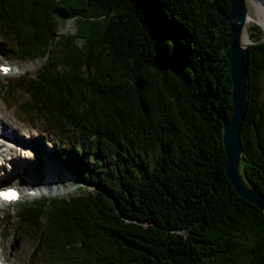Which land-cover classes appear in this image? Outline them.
<instances>
[{
    "label": "trees",
    "instance_id": "16d2710c",
    "mask_svg": "<svg viewBox=\"0 0 264 264\" xmlns=\"http://www.w3.org/2000/svg\"><path fill=\"white\" fill-rule=\"evenodd\" d=\"M229 9V0H0V52L44 60L0 84L1 96L51 135L45 155L75 185L95 187L2 217L34 242V264H264V214L225 175ZM71 21L74 32L59 35ZM248 30L263 39L258 25ZM155 49L179 54L182 72L157 70ZM247 49L241 168L264 194V42Z\"/></svg>",
    "mask_w": 264,
    "mask_h": 264
},
{
    "label": "rangeland",
    "instance_id": "374dc122",
    "mask_svg": "<svg viewBox=\"0 0 264 264\" xmlns=\"http://www.w3.org/2000/svg\"><path fill=\"white\" fill-rule=\"evenodd\" d=\"M248 13L251 17H255V11L251 4L247 5ZM251 23L248 25V27ZM75 30V24L71 21L63 23L59 29V35H69ZM248 30V29H247ZM249 32V30H248ZM247 32V33H248ZM44 60L36 59L29 61H4L0 52V64H8L12 67L13 76L20 74H27L28 76L34 75L37 70L42 66ZM1 76V75H0ZM12 76V77H13ZM2 77H0V84ZM3 83V82H2ZM18 100H25L24 96L20 93L16 94ZM0 93V116L5 119L11 120L17 127H19L23 134V141H17L20 152L7 153L0 163V186H16L28 193L30 187L41 188L40 195L27 196L24 201H32L40 197L50 198H68L77 192V186L74 181L68 177L64 169L56 162L52 161L47 155L45 148L52 152V139L46 133H43V128L38 122L32 124L22 123L16 118V109L8 107L4 104ZM5 100V99H4ZM262 101L264 102V83ZM8 107V108H7ZM11 135V134H10ZM21 142V143H20ZM20 143V144H19ZM45 147V148H44ZM1 150L4 147L0 148ZM47 154V155H45ZM85 182H88L85 180ZM90 184V185H89ZM84 186L86 193H90L95 188L90 182L80 183ZM44 194V195H43ZM15 206L0 205V225L3 232L0 233V250H4L5 255L15 264H33L32 255L35 249V244L31 239L23 237L18 234L15 229L13 220L16 212ZM9 215L13 217L12 222L2 225V217ZM6 227V229H5Z\"/></svg>",
    "mask_w": 264,
    "mask_h": 264
},
{
    "label": "water",
    "instance_id": "95a60500",
    "mask_svg": "<svg viewBox=\"0 0 264 264\" xmlns=\"http://www.w3.org/2000/svg\"><path fill=\"white\" fill-rule=\"evenodd\" d=\"M250 0H229L230 9L227 22L230 27L231 43L229 52V74L231 80V117L222 127V145L226 163L225 175L235 192L264 214V194L251 186L245 177L241 164L245 162L240 140L242 122L247 109L248 92V46L264 42V25L253 19L248 13L247 2ZM264 12V0H252ZM250 23L258 25L263 31V39L253 42L244 34ZM248 34V33H247ZM154 67L160 71H172L179 75L183 68V59L179 54L165 58L160 49H155ZM90 185V184H89Z\"/></svg>",
    "mask_w": 264,
    "mask_h": 264
},
{
    "label": "bare ground",
    "instance_id": "6f19581e",
    "mask_svg": "<svg viewBox=\"0 0 264 264\" xmlns=\"http://www.w3.org/2000/svg\"><path fill=\"white\" fill-rule=\"evenodd\" d=\"M251 4L253 10L256 12L254 20L264 25V12L261 10V7L254 1L250 0L247 2V5ZM248 34L247 31L244 34V43L247 42ZM11 134V135H10ZM23 134L21 133L19 127L16 126L11 120L5 119L3 116H0V163L3 160L5 155L10 152H20L22 149L19 148L17 141H23ZM15 141V142H14ZM21 143V142H20ZM19 143V144H20ZM0 264H15V262L10 260L4 253V250H0Z\"/></svg>",
    "mask_w": 264,
    "mask_h": 264
}]
</instances>
